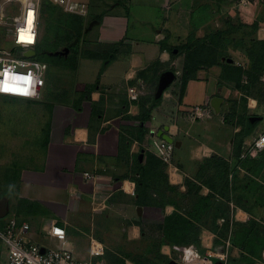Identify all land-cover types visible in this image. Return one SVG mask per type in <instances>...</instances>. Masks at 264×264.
<instances>
[{"label":"crops","instance_id":"crops-1","mask_svg":"<svg viewBox=\"0 0 264 264\" xmlns=\"http://www.w3.org/2000/svg\"><path fill=\"white\" fill-rule=\"evenodd\" d=\"M222 4V0L204 4L215 17L207 9L208 15L197 20L194 13L199 7L189 10V0H177L171 17L146 45L138 38H129L127 29L122 31L130 14H105L99 23V41L121 43L116 58L109 63H102L97 56L83 59L86 63L101 61V75L102 64L96 68L90 96L81 103L58 104V114L62 115L50 128L45 165L29 170L33 177L22 182L21 197L39 201L55 214L42 217L37 225L40 232L46 230L48 239V228L58 219L67 232L64 246L81 259L106 264L109 252L123 257L125 264H181L184 247L193 245L206 254L220 251L231 236L230 264H264V242L251 245L253 254L246 247L253 235L249 233L251 220L264 225V205L255 204L257 196L264 198V188L257 191L247 184L255 181L264 185V149H251L264 133V71L255 80L245 74L241 87L226 79L220 84L226 62L252 72L246 48L253 40H264V0L238 1L226 16L246 27L227 34L233 39L223 50L230 55H223L219 64L198 69L184 90L185 54L172 57L161 46L165 38L168 45H178V36L186 37V42L192 33L195 37L212 33L207 27L213 20L219 21L216 12ZM183 5H188L187 10ZM167 71L173 76L159 91ZM245 85L248 87L243 88ZM132 87L138 89V99L131 98ZM215 97L222 99L220 111L212 106ZM142 109L150 111L143 122L137 118ZM165 135L176 145L171 164L157 153V142L166 139ZM150 153L163 163L159 166ZM219 158L229 164L231 181L237 175L250 210L232 199L227 202L219 193L209 206L202 200L212 193L209 183L219 186V165L215 162ZM142 171L147 185L140 201L138 189L143 188H138L137 180ZM223 202L230 207L228 223H220L219 215L213 218L221 212L218 206ZM174 214L184 217L179 226L184 236H178L179 244L167 240L163 230L165 217ZM29 236L33 241L39 238L32 230ZM196 236L197 242H193ZM115 243L117 248L111 247Z\"/></svg>","mask_w":264,"mask_h":264},{"label":"rangeland","instance_id":"rangeland-1","mask_svg":"<svg viewBox=\"0 0 264 264\" xmlns=\"http://www.w3.org/2000/svg\"><path fill=\"white\" fill-rule=\"evenodd\" d=\"M85 2L89 6L87 14L71 13L66 11L63 6L54 3L52 0H43L38 16V47L36 46V58L42 60L48 65L46 72V84L39 96L35 98H22L16 96L0 94V197L3 193L8 192L9 207L8 214L0 219V229H4L7 223L16 218L19 222H28L31 226L30 231H34L39 235V240L45 245L56 246V241L48 239L43 228H40L39 223L42 217L53 216V211L45 207L39 201L30 200L21 197L23 195L24 178L31 180L29 170H35L38 167H44L45 151L50 135V128L56 123L58 114V104L76 106V103L82 102L81 99L90 96L89 93L93 90V81L95 79L96 68L104 63L109 56V43L99 41L101 26L95 25L91 30L86 31L88 22L93 19L96 14L104 13L117 14L121 16L128 15L126 25L122 31L126 30V35L129 38H138L146 43L151 44L158 29H162L165 21L172 15V9L175 8L177 0H77ZM221 11L216 12L218 20H213L207 27V32H215L220 27L228 28L229 12L236 8L239 0H222ZM44 2L45 3L44 5ZM212 0H189V10L196 8L194 16L197 20L204 19L208 13L205 11L204 4L211 3ZM167 3V4H166ZM55 6L56 9L51 15L47 10L48 7ZM187 10L188 5H183ZM212 18L215 17V12L209 9ZM63 13L77 14L83 18L84 34L80 39L78 53H69L65 57L70 58L71 65H62L61 59L43 54L40 49H49L46 45V40L51 43L55 39L56 32L50 30L48 24L56 23V18L63 15L65 20H70L71 16ZM103 16V17H104ZM104 19V18H103ZM66 29H69L67 23L61 24ZM86 26V27H85ZM6 27H0V46L9 47L11 41L7 40ZM47 36V37H46ZM187 38L178 36L176 44H182ZM231 36V41H232ZM173 40V39H172ZM230 43V41H228ZM40 44V45H39ZM144 45V46H145ZM227 45V43H226ZM40 46V47H39ZM59 51V50H58ZM224 51V50H223ZM57 51L53 53L55 54ZM229 54L230 52H224ZM102 61L91 60L84 61V58H96ZM180 55L179 57H181ZM232 56V55H231ZM103 57V58H102ZM60 60V61H59ZM70 61H68L69 64ZM61 63V64H60ZM183 61L179 62L181 68ZM103 69V64L99 71ZM101 74H99L100 77ZM98 79V75L96 80ZM92 94V93H91ZM29 176V177H28ZM246 180H244L245 182ZM58 206V204H56ZM23 215V216H22ZM39 217V218H38ZM32 220L34 222L31 223ZM58 223V219H57ZM115 243L113 248H117ZM253 246V245H252ZM122 247V246H121ZM251 247V245H250ZM8 256L7 246L3 241H0V263L5 262ZM110 258H112L110 254ZM106 264H120L117 260H109ZM263 264V262H262Z\"/></svg>","mask_w":264,"mask_h":264},{"label":"built area","instance_id":"built-area-1","mask_svg":"<svg viewBox=\"0 0 264 264\" xmlns=\"http://www.w3.org/2000/svg\"><path fill=\"white\" fill-rule=\"evenodd\" d=\"M63 6L71 13L87 14L89 6L77 0H52ZM43 0H0V27H6L7 40L11 46H0V94L22 98L39 96L46 84L48 65L34 56H27L25 52L35 49L38 44V16ZM33 12L29 37L32 40L21 39V30L28 28L29 14ZM37 51V50H36ZM22 77L24 79H17ZM7 80V90L5 89ZM26 89V91H24ZM132 99H138V89H130ZM198 109V107H196ZM175 143L166 139L157 142L158 156L167 164L173 161ZM251 149H264V133L257 138ZM89 176V173H86ZM231 208H235L230 202ZM219 218V222H225ZM31 226L28 222H19L11 219L4 229H0V241H3L8 250L5 262L0 264H105L103 261L84 260L75 255L72 249L64 246L67 240L66 228L57 222H52L48 228L49 238L56 241L54 245H40L29 236ZM59 230V231H58ZM58 241L61 243L58 246ZM231 236L224 240L222 250L210 251L207 254L200 252L195 246L183 248L181 264H230Z\"/></svg>","mask_w":264,"mask_h":264},{"label":"trees","instance_id":"trees-1","mask_svg":"<svg viewBox=\"0 0 264 264\" xmlns=\"http://www.w3.org/2000/svg\"><path fill=\"white\" fill-rule=\"evenodd\" d=\"M47 2H44V5ZM205 6V11L209 9V6ZM56 7H48L47 10L53 15ZM64 15L68 14V16H71L70 20H65L63 15H60V17L56 18V23H49V29L52 31L54 30L56 32L55 39L51 43L50 41L46 40V45H49V49L42 48L40 49L43 51V54L46 55H51L55 58L61 59L62 65H71L70 58L72 56L65 57V55L58 54V55H53L55 51L58 50H64L66 47H70V53L77 54L79 50V45H80V39L82 34H84V25H83V18L80 15L77 14H69V13H63ZM129 14V13H128ZM104 13L96 14L93 16V19H98L100 22H102ZM90 20L88 24L92 21ZM67 23L69 29H66L63 27L61 24L62 23ZM228 23V28H219L217 31L209 33L205 35L204 37H195L194 33L188 38L186 42H183L182 44L178 45H168L167 43V38L161 41V46L162 49H167L172 57H177L180 55L185 54V60H184V65H183V74H182V88L183 90L186 88L188 80L191 78L196 77V73L198 69L202 67H209L213 66L215 64H219L220 58L225 55V51H223L224 47L226 46V43L228 41H231V36H228L227 34H231L232 31H237L240 28L245 29L246 25L243 23H238L236 24L235 21H232L230 18L226 21ZM86 27V26H85ZM257 23L252 25V28H256ZM87 28V27H86ZM47 37V36H46ZM78 38V42L74 45H71V43ZM229 43V42H228ZM227 43V44H228ZM249 47L246 48L248 50V56L252 60V72L244 69L242 66L230 64V63H224L222 66V74L220 77V84L221 80H228V81H234L237 87H241L242 85V80L245 74L249 75V78L252 80L259 79L261 74L264 71V40H253L250 42ZM38 45V44H37ZM40 45V44H39ZM121 43H115V44H109L108 52L111 55L105 60V63H109L112 60L116 58V54L120 49ZM38 47V46H37ZM175 49H178L177 53L174 52ZM49 55V56H50ZM69 64H66L68 63ZM66 62V63H65ZM60 63V64H61ZM71 63V64H70ZM102 70L100 71L101 74ZM222 80V81H223ZM95 86V85H93ZM248 87L245 85L243 88ZM160 99V98H159ZM159 99H154L155 102H158ZM149 110L142 109L141 113L137 116L141 120V122L147 120L149 118ZM140 132H144V128L140 127L139 128ZM47 145V144H46ZM150 157L154 159L155 162L162 164V160L156 157L153 154H148ZM148 156V157H149ZM211 162V160H209ZM216 164L219 165V173H218V184L219 186H214L213 184L209 183L211 192L209 196L205 198H200L205 201V203L209 206L211 205L212 197L215 196V193H219L221 196L227 199V202L232 199L234 202L238 205L241 206L247 210H250L251 207L247 206L248 203L246 201L248 200L247 195L240 190L243 188L241 184H238L237 181V175H233L234 178L232 181L228 178L229 172H230V167L229 164L219 158V160L215 161ZM219 162V163H217ZM140 178L137 180L138 188L142 186L143 189H138V194H139V199L144 198L143 191L146 190L145 185H147V180L145 178L144 172H140ZM160 179L161 176H160ZM253 181V180H252ZM244 182V181H243ZM255 183V184H254ZM249 184L248 187L255 188L257 191H260L261 189L264 188V185L257 183L253 181L252 183H247ZM169 188L173 189L172 186H169ZM2 196H8V192L3 193ZM1 196V197H2ZM253 204V203H252ZM255 204H260L264 205V198L262 195H259L255 199ZM228 206V207H227ZM252 206V205H250ZM219 209H221V212L214 213L213 218L216 220V217L219 215L220 217H223L226 219V223L229 222L230 220V213H229V205L226 204L225 202L221 203V205L218 206ZM252 213V211H250ZM3 219V218H0ZM184 217L180 214H174L171 216L165 217L164 221V226L163 230L170 242L173 243H181V239L178 236H184L183 232H181V227L180 221H182ZM252 221V230L249 233H253L252 237H249V240L247 241V249L253 254V248L249 246L250 245H258L259 243L262 244L264 242V225L259 223L257 220H251ZM264 221V217H263ZM1 227V226H0ZM263 227V228H262ZM168 228V229H167ZM253 231V232H252ZM197 236L193 237L192 240L193 242H197ZM264 249V247L261 248V251ZM110 254L112 258H110ZM106 257H109V259L112 261L117 260L119 261L120 264H125V259L118 254L114 253H106Z\"/></svg>","mask_w":264,"mask_h":264},{"label":"water","instance_id":"water-1","mask_svg":"<svg viewBox=\"0 0 264 264\" xmlns=\"http://www.w3.org/2000/svg\"><path fill=\"white\" fill-rule=\"evenodd\" d=\"M100 23V21L98 19H94L92 20L88 27L86 28V31L91 30L95 25H98ZM78 42V38H76L71 45H74ZM70 51V47H66L64 50H59L57 51L55 54H62V55H67ZM175 52H177V49H175ZM37 54V51L35 49H29L25 52V55L27 56H34ZM173 76V72L172 71H167L164 75V77L162 78V82L160 84V89L159 91H162V89L167 85V80L169 78H171ZM221 103H222V99L220 97H215L212 99V106L216 109V111H220L221 109ZM164 138H166L168 141L170 142H174L172 138H170L169 136H164ZM10 210L9 207V198L8 196H2L0 197V218H4L8 212Z\"/></svg>","mask_w":264,"mask_h":264},{"label":"bare ground","instance_id":"bare-ground-1","mask_svg":"<svg viewBox=\"0 0 264 264\" xmlns=\"http://www.w3.org/2000/svg\"><path fill=\"white\" fill-rule=\"evenodd\" d=\"M33 17H34V14H33V12H31V22L33 20ZM31 26L32 25L30 24L28 26V28L23 29V33L21 32V35H23V38L26 39V40H32V38L29 37L30 35H32L31 32H30Z\"/></svg>","mask_w":264,"mask_h":264},{"label":"snow or ice","instance_id":"snow-or-ice-1","mask_svg":"<svg viewBox=\"0 0 264 264\" xmlns=\"http://www.w3.org/2000/svg\"><path fill=\"white\" fill-rule=\"evenodd\" d=\"M29 24H31V13L29 14ZM21 32L23 33V29L21 30ZM21 39H23V35H21ZM17 78L24 79L22 77H17ZM5 89L7 90V80H5ZM24 91H26V89Z\"/></svg>","mask_w":264,"mask_h":264},{"label":"clouds","instance_id":"clouds-1","mask_svg":"<svg viewBox=\"0 0 264 264\" xmlns=\"http://www.w3.org/2000/svg\"><path fill=\"white\" fill-rule=\"evenodd\" d=\"M17 79H20V78H17Z\"/></svg>","mask_w":264,"mask_h":264}]
</instances>
